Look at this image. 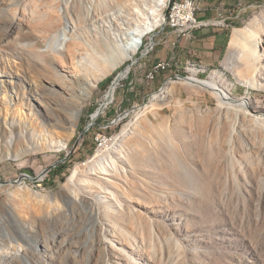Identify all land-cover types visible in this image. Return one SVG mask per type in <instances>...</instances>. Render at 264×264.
I'll list each match as a JSON object with an SVG mask.
<instances>
[{
	"label": "rangeland",
	"instance_id": "374dc122",
	"mask_svg": "<svg viewBox=\"0 0 264 264\" xmlns=\"http://www.w3.org/2000/svg\"><path fill=\"white\" fill-rule=\"evenodd\" d=\"M36 1L0 0V264H264V0H195L198 17L226 2L227 51L200 70L191 61L174 72L172 62V73L158 72L152 83L144 58L127 67L164 30L171 0L163 18L149 13L155 0H60L91 46L82 88L95 85L76 92L84 102L78 122L63 119L56 132L38 87L49 92L50 70L70 58L66 51L47 66L33 62L31 38L41 39L50 20L37 14L33 32ZM137 26L147 29L134 52L122 40ZM243 27L236 51L231 39ZM194 74L218 80L228 103L187 78L164 84ZM104 133L112 139L100 146ZM59 136L65 143L51 146ZM104 154L122 166L107 180L89 169ZM65 156L66 168L48 178L46 169Z\"/></svg>",
	"mask_w": 264,
	"mask_h": 264
},
{
	"label": "bare ground",
	"instance_id": "6f19581e",
	"mask_svg": "<svg viewBox=\"0 0 264 264\" xmlns=\"http://www.w3.org/2000/svg\"><path fill=\"white\" fill-rule=\"evenodd\" d=\"M167 1L168 0H155L153 2L152 9L149 11V13L156 12L158 17L163 18L165 7L168 5ZM59 2L60 0H40L38 6L36 1V6L31 12V23L33 32L37 29L38 26V23L36 22L37 14L40 15L39 17L47 15L50 20L49 24H47L45 27H43V29H41L42 38H36V35L32 36L31 42L29 43L31 48L30 51L33 53L34 59H36L33 61L36 66H47L48 63L50 64L52 56L60 58L61 54L65 53L66 51L70 58V63H68L67 61H61L62 65L60 64L58 70H50V74L54 78L52 80L49 92H46L43 86L38 87L40 92L37 97L39 101L43 105H45V112L50 118L51 127L55 130V132L57 128H60L61 123L64 122L63 119L69 121L70 123H72V125H75V123L78 122L82 113L84 102L82 100L83 97L81 96V94H77L76 92H78V90L80 89L82 93H85L87 90L91 89L95 85L94 81H85L84 83H86L87 86L84 85L85 88H82L83 82L80 76L83 73V67L87 68L90 66V64H93L92 60L89 64V52L91 46L87 41H82L81 39L79 40V36H77L76 34L75 23L72 19H68L65 17L66 14L62 12ZM178 2H185V0H178ZM176 3L177 0L170 1L168 11L165 17V23L169 20V7L173 6ZM42 5L45 6L44 11L41 10ZM188 10H197L195 0H189ZM192 21L193 22L191 24H185V16H183L182 14H174V23L177 24L178 27H182L180 34L177 36V38L186 36L193 30L201 27L204 24L211 23V20H200L197 16V13H192ZM145 24L151 26L152 28V24L149 21L145 22ZM146 29L147 26H137L131 29L127 33L126 38L122 40L123 46L128 49L131 48V50L135 52L136 49L139 48L143 42V37ZM244 29V27L238 28L231 39L232 48L236 51L242 41V37L245 32ZM169 66L170 68L172 67L171 60H169ZM128 71L129 69H126L121 74V76L126 75ZM188 77L189 76L178 75L175 77L172 76L171 79L184 80L185 78H187L184 82L195 83L212 88L215 94L217 95L218 99L222 103H228L227 100L230 98L229 90L224 88L218 80L214 78H200L196 74L190 76L189 78ZM79 86H81V88H77ZM110 87L105 96L103 107H105L114 99L115 88L117 87V85H112V87ZM164 90H166V88H164ZM28 93H31V91H28ZM4 94L5 95L3 99L7 102L9 100V97L6 95L7 89H4ZM244 104H246L245 100L235 105L237 107L243 108ZM6 112H10L9 103H7ZM93 116H98L97 111L93 114ZM65 139V136H59L58 141H51L50 145L55 146L58 143L64 144ZM111 139L107 137L106 140L101 144V146H107L110 143ZM110 151L111 149H109L107 153H109ZM119 161L120 160L115 158L113 155L108 157L104 154L97 159H93V163L90 165L89 169L93 173L97 174L100 179L102 178L104 180H107L110 179L108 175L112 174V170L121 169L122 166ZM78 174L79 170L78 167H76L68 176L67 184L74 183L78 178ZM65 195L67 196L69 195V193H65Z\"/></svg>",
	"mask_w": 264,
	"mask_h": 264
},
{
	"label": "crops",
	"instance_id": "0c3cea01",
	"mask_svg": "<svg viewBox=\"0 0 264 264\" xmlns=\"http://www.w3.org/2000/svg\"><path fill=\"white\" fill-rule=\"evenodd\" d=\"M225 3L223 2L224 6L217 8L216 13H211L207 16L200 14V16L203 15L199 16L200 20H211V23L204 24L181 38H175L172 34L169 35L165 47H160L161 43L158 44L154 49L157 54H149L148 57L144 58L145 64L149 66L148 70L157 61L168 58L173 62L174 67L172 66V69L174 72L186 69L191 61L202 63V65L193 63L199 70L205 68V66L220 62L227 51L229 28L233 26L229 20L231 14H227ZM131 83H133V79L127 81L128 86Z\"/></svg>",
	"mask_w": 264,
	"mask_h": 264
},
{
	"label": "built area",
	"instance_id": "2783aa9c",
	"mask_svg": "<svg viewBox=\"0 0 264 264\" xmlns=\"http://www.w3.org/2000/svg\"><path fill=\"white\" fill-rule=\"evenodd\" d=\"M188 2H189V0H185V2H178V0H177L176 4L169 7V20L166 22V26H165L164 30L158 34V36L160 34H164L163 36L165 37V39H161V38L159 39L158 38V40L156 41V38H155L154 44L151 45L150 49L147 50V52L143 55L142 58L148 57L149 54L151 53V51H153L155 49V47L159 43H161L162 41L167 43L169 35L172 34L176 38L180 34L182 27H178L177 24L174 23V14H182L183 16H185V24H191L193 22L192 21V13H197L198 10H188ZM149 46H150V41H149V44L146 45L142 49V53ZM157 72H166V73L171 72L172 73V69H170V66H169V58L157 61L147 71V73H146L147 82H149V83L154 82L155 79L157 78ZM171 76L166 77V79L164 80L165 85L168 84V81H171ZM107 137H108V134H106V133L98 135L97 141H100V146L106 140Z\"/></svg>",
	"mask_w": 264,
	"mask_h": 264
},
{
	"label": "water",
	"instance_id": "95a60500",
	"mask_svg": "<svg viewBox=\"0 0 264 264\" xmlns=\"http://www.w3.org/2000/svg\"><path fill=\"white\" fill-rule=\"evenodd\" d=\"M159 32H160V31H155V32H153V33L151 34V36H150V46L147 47V48L143 51V53L140 54L139 57L134 58V59L132 60V62L128 65L127 68L130 69V66H131L132 64H134L138 59H140V58L143 57V55L147 52V50L150 49L151 45L154 44V42H155V36H156L157 34H159ZM127 68H126V69H127ZM126 69L120 71V72L117 74V76L114 78V80H113L112 83H111V87H112V85H118V84H119L120 79H121V74H122ZM164 86H165V85H164ZM111 87H110V88H111ZM102 107H103V105L97 110L98 115H99V113L101 112ZM96 117H97V116H96ZM94 118H95V117H94ZM84 131H85V130H84ZM83 134H84V133H82V135H83ZM66 159H67V156L63 157V158L60 160V162H64ZM58 163H59V162H56V163L53 164L52 166L48 167V168L46 169V171L51 170V169L53 168V166H56ZM24 177L29 178V179L34 180V181L38 179L37 177H33V176H31V175H29V174H27V173L24 174Z\"/></svg>",
	"mask_w": 264,
	"mask_h": 264
},
{
	"label": "trees",
	"instance_id": "16d2710c",
	"mask_svg": "<svg viewBox=\"0 0 264 264\" xmlns=\"http://www.w3.org/2000/svg\"><path fill=\"white\" fill-rule=\"evenodd\" d=\"M230 34V32H228ZM229 38V37H228ZM66 168V162H61L59 164H57L55 167H53L50 171H49V177L51 178L54 176V174H57L59 171H63ZM64 179V178H63Z\"/></svg>",
	"mask_w": 264,
	"mask_h": 264
}]
</instances>
